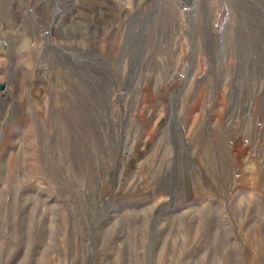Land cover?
<instances>
[{"label":"rangeland","instance_id":"374dc122","mask_svg":"<svg viewBox=\"0 0 264 264\" xmlns=\"http://www.w3.org/2000/svg\"><path fill=\"white\" fill-rule=\"evenodd\" d=\"M189 1L0 0V264H264V0Z\"/></svg>","mask_w":264,"mask_h":264},{"label":"bare ground","instance_id":"6f19581e","mask_svg":"<svg viewBox=\"0 0 264 264\" xmlns=\"http://www.w3.org/2000/svg\"><path fill=\"white\" fill-rule=\"evenodd\" d=\"M193 2H194V0H190L188 3H193ZM196 4H197L198 12H200V11L202 12V7L203 6H201L199 4V2L196 3ZM201 4H202V2H201ZM242 16H243L242 20L240 21L241 24L242 25H244V24L246 25V23H247V27H248V23L249 22L246 19V17L248 16L247 13H244ZM199 17H200V15H199ZM207 24H208V22H207ZM205 26L206 25H204V28H205ZM208 29L209 28H207V31H208ZM237 39L239 40V38H237ZM57 59H58V57H57ZM83 91L84 90L82 89V90H80L78 92L79 93L78 94V96H79L78 99H80V100H78L76 102L71 101L69 103L68 110H69V112H70L72 117L68 118L67 121H66L67 122L66 123V127H67L66 130H68V135L65 134V136H62L61 140H63L62 143H65L66 145H68V147L71 148L72 152H71L70 156L73 159V161L75 162V164H77V166H90L91 165V161L90 160H91L92 157L89 154L88 147L84 144L83 141H84V139L86 140V138L89 136L87 127L89 126V124H90L89 122H90L91 119H90V115H89L90 112L88 113V110L86 108H84L83 104H85V101H87V99H90V98L91 99L96 98L97 100H99L101 98V96H102V92L97 90L94 94H92V93H89V91H86V92H83ZM81 103H82V105H81ZM71 131L72 132L74 131L73 134H75V132H76L77 135L75 137H71L72 134L71 135L69 134V133H71Z\"/></svg>","mask_w":264,"mask_h":264}]
</instances>
